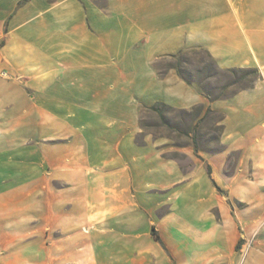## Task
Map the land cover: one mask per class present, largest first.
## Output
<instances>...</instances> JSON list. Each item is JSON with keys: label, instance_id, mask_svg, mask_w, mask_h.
<instances>
[{"label": "crops", "instance_id": "crops-1", "mask_svg": "<svg viewBox=\"0 0 264 264\" xmlns=\"http://www.w3.org/2000/svg\"><path fill=\"white\" fill-rule=\"evenodd\" d=\"M193 53L254 76L214 96ZM0 264H264V0H0Z\"/></svg>", "mask_w": 264, "mask_h": 264}, {"label": "rangeland", "instance_id": "rangeland-1", "mask_svg": "<svg viewBox=\"0 0 264 264\" xmlns=\"http://www.w3.org/2000/svg\"><path fill=\"white\" fill-rule=\"evenodd\" d=\"M182 74L191 81H197L214 96L223 93L222 87L237 84V88L245 87L254 76L253 72H220L212 61L203 53L188 54L181 64ZM196 113L175 111L166 107L157 110L144 111L140 126L155 137L171 140L179 148L194 147L196 150L218 151L220 130L216 127L193 128ZM140 140H142L140 138ZM179 158L185 166L190 164L186 155L179 153Z\"/></svg>", "mask_w": 264, "mask_h": 264}, {"label": "trees", "instance_id": "trees-1", "mask_svg": "<svg viewBox=\"0 0 264 264\" xmlns=\"http://www.w3.org/2000/svg\"><path fill=\"white\" fill-rule=\"evenodd\" d=\"M27 1V0H26ZM232 72H235V71H232ZM242 72H246V71H242ZM254 73V72H253Z\"/></svg>", "mask_w": 264, "mask_h": 264}]
</instances>
